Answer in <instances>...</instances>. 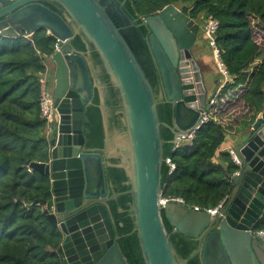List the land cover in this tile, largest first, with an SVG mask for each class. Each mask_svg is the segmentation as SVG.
I'll return each instance as SVG.
<instances>
[{
	"label": "water",
	"instance_id": "obj_1",
	"mask_svg": "<svg viewBox=\"0 0 264 264\" xmlns=\"http://www.w3.org/2000/svg\"><path fill=\"white\" fill-rule=\"evenodd\" d=\"M124 2L0 0V35L30 37L45 29L58 48L47 59L55 67L47 159L26 165L49 180L44 214L61 234L62 264H126L114 244L108 212V202L122 195L130 197L126 212L144 264H188L192 257L200 264H264V240L251 234L264 212V112L231 150L232 191L217 213L178 203L161 206V128L171 131L173 144L199 129L220 80L206 64L209 52L198 22L174 5L135 19ZM75 37L84 52L73 48ZM92 90L101 117V149L88 148L83 134ZM163 104L173 111L170 126L159 119ZM111 167L125 173L126 192L107 187L105 170ZM37 204L44 202L30 207ZM163 217L172 234L196 242L188 259L177 254Z\"/></svg>",
	"mask_w": 264,
	"mask_h": 264
},
{
	"label": "trees",
	"instance_id": "obj_2",
	"mask_svg": "<svg viewBox=\"0 0 264 264\" xmlns=\"http://www.w3.org/2000/svg\"><path fill=\"white\" fill-rule=\"evenodd\" d=\"M44 5L60 14L54 7ZM167 5L178 7L198 23L217 22L215 44L229 76L219 92L220 98L247 82L250 64L261 51L264 52V43L258 45L253 40L250 20L254 18L264 29V0L124 2L126 10L135 19L153 16ZM55 44L56 40L47 35L45 29H37L30 37L0 35V264H62L57 251L61 234L49 224L44 214L51 198L49 180L26 165L27 162L42 163L47 159V123L40 113L44 89L41 77L46 72L45 60L53 54ZM72 45L77 51H84L78 37L74 38ZM240 100L252 112L241 123L238 131L242 132L253 124L259 113L264 112V58ZM97 105L95 95L83 117V134L86 146L91 149L103 146ZM158 112L160 122L170 126L173 119L171 106L160 105ZM161 135L164 141L162 197L180 198L190 208L207 210L221 206L232 191L227 175L234 170L230 154L220 152L226 137L224 125L210 116L194 133L190 143L178 147L173 144V134L168 128L162 127ZM166 159L174 166L172 171ZM110 162L117 163L116 160ZM126 181L122 169L111 167L105 170V183L111 187V192H126L129 189ZM36 200L44 204L30 207ZM129 203L128 195L108 202L114 244L126 264H144L137 238L132 233V221L126 212ZM163 220L177 254L188 259L196 250V242L178 233L172 234L171 226L164 217ZM253 230H264V212ZM188 264H200V261L192 257Z\"/></svg>",
	"mask_w": 264,
	"mask_h": 264
},
{
	"label": "built area",
	"instance_id": "obj_3",
	"mask_svg": "<svg viewBox=\"0 0 264 264\" xmlns=\"http://www.w3.org/2000/svg\"><path fill=\"white\" fill-rule=\"evenodd\" d=\"M216 30H217V22L214 20H208L206 22V24L202 27V31H203V35H204V38L206 41V45L210 49L216 72L218 73V75H220L222 77V81H223V85L219 88L216 97L213 98L210 102L211 109L209 110V112L211 111L213 113V117L215 116L217 118L218 113L222 112L221 108H222L223 103H224L222 100L223 98L219 97V92L222 89V87L224 86V84L229 80V76H228L226 67L224 66L223 62L220 60L219 50L215 44L214 35H215ZM257 44L259 45V42ZM57 49H58L57 44H55L54 51H56ZM41 83L43 84L42 81H41ZM52 112H53V109H52L51 94H49L47 91H45V89H43L42 94H41V99H40V113H41V117H43L46 120L47 128H48V126L52 120ZM209 112L207 113L206 117L203 119V121H202L203 123H205L206 120L209 118L208 117ZM219 122L221 124L224 123L221 121H219ZM197 130L198 129L195 128L192 132H190L187 135L178 136L176 139L175 147H178L182 143H190L192 138H193L194 133ZM165 162L167 165H169L170 170L172 171L174 169V166L170 163L169 159H166ZM159 203L161 206H165L168 203H178V204L185 205L184 201L180 198H163V197H161L159 200ZM220 207L221 206H218L214 209H207V210L201 209L199 207H192V209L195 212H206L210 215H214L215 213L218 212ZM251 234L253 236H258L259 238L264 240V230H258V231L252 230Z\"/></svg>",
	"mask_w": 264,
	"mask_h": 264
},
{
	"label": "crops",
	"instance_id": "obj_4",
	"mask_svg": "<svg viewBox=\"0 0 264 264\" xmlns=\"http://www.w3.org/2000/svg\"><path fill=\"white\" fill-rule=\"evenodd\" d=\"M250 20H251V26L253 24H255V25L257 24V26L259 28L263 29L262 27H260V25H258V23H256L254 21L253 18ZM256 36L258 37V35H256ZM253 40L256 43L259 42V45H262L264 43V40H262V39L259 41L254 39V34H253ZM262 41H263V43H260ZM210 56H211V54H209V57H208L209 62H207L206 64H210L209 66L216 72L214 62L212 61L213 59L211 60ZM263 58H264V52L261 51L259 56L249 66V69H248L249 79L247 80V82L245 84L239 86L235 90L230 91L222 99L224 102L223 106L221 108L222 112L218 113L217 118L214 116V119H218L219 121L224 122L222 125H224V127L226 128V137H225L224 143L222 144V146L220 148V152L226 151L230 154V156H231L232 148L241 139L242 133L240 131H238L239 127L241 126V123L244 122L245 120H247L252 113L245 106H243V103L241 102L240 97L244 93V91H246L248 82L251 80L252 76L254 75V73L256 71V68L261 63V60ZM217 79L220 80V84L218 87V90H219V88L223 85V81H222V77H220V75L217 76ZM234 92H235V96L232 99H229V95H231V93H234ZM235 105H238V107L236 108ZM225 113H226V115H225ZM211 115L213 116V113L210 111L208 114V117H210ZM45 135H46V131H45ZM231 158H232V156H231Z\"/></svg>",
	"mask_w": 264,
	"mask_h": 264
},
{
	"label": "rangeland",
	"instance_id": "obj_5",
	"mask_svg": "<svg viewBox=\"0 0 264 264\" xmlns=\"http://www.w3.org/2000/svg\"><path fill=\"white\" fill-rule=\"evenodd\" d=\"M252 19V18H251ZM254 19V18H253ZM254 21L257 23V21L254 19ZM207 22V21H206ZM206 22H201L202 23V25L204 26L205 24H206ZM259 25V24H258ZM252 30H253V34H254V39H256L257 41H259V40H264V29H261V28H259L258 26H257V24L255 25V24H253L252 25ZM258 35V37L256 36V35ZM260 43H263V41L262 42H260ZM211 54V53H210ZM211 57V60H212V55L210 56ZM213 61V60H212ZM48 65H49V62H48V60L46 59L45 60V66H46V72L42 75V77H41V81L43 82V87H44V89H45V91H47L49 94H50V92H51V89H50V86H49V83H48V77H50L49 76V70L50 69H48ZM221 77V76H220ZM235 90V89H234ZM236 92V91H235ZM235 92L234 93H231V95H229V99H232L234 96H235ZM236 106V108L238 107V105H235ZM240 107V106H239ZM228 113V112H227ZM225 115H226V113H225Z\"/></svg>",
	"mask_w": 264,
	"mask_h": 264
},
{
	"label": "flooded vegetation",
	"instance_id": "obj_6",
	"mask_svg": "<svg viewBox=\"0 0 264 264\" xmlns=\"http://www.w3.org/2000/svg\"><path fill=\"white\" fill-rule=\"evenodd\" d=\"M200 24V26H201V34L203 35V33H202V27H203V25L201 24V23H199ZM145 33V32H144ZM204 36V35H203ZM74 40V39H73ZM72 40V41H73ZM205 42V48H206V50H207V52H209V54L211 53L210 52V49L207 47V45H206V41H204ZM71 44H72V42H71ZM73 46V45H72ZM80 52H84V51H80ZM48 69H50L49 70V76L50 77H48V83H49V86H50V89H51V92H50V94H51V98H52V105L54 104V101H55V99L53 98V94H54V91H55V78H54V74H55V67H54V65L51 63V62H49V65H48ZM66 82H67V80H68V77H66ZM64 84H62V86H63ZM68 86V82H67V85H66V87ZM67 91H68V89L65 91V93H67ZM95 95H97V93H96V91L95 90H92L91 91V97H90V99H89V101L87 102V107L89 106V105H91V103H92V99H93V97L95 96ZM83 125V124H82Z\"/></svg>",
	"mask_w": 264,
	"mask_h": 264
}]
</instances>
